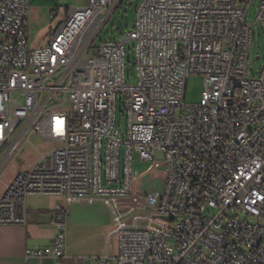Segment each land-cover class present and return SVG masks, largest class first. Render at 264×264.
Masks as SVG:
<instances>
[{
	"label": "built area",
	"instance_id": "2783aa9c",
	"mask_svg": "<svg viewBox=\"0 0 264 264\" xmlns=\"http://www.w3.org/2000/svg\"><path fill=\"white\" fill-rule=\"evenodd\" d=\"M123 1L87 0L31 49L29 0H0V178L32 137L50 143L32 144L38 158L0 198V225L25 226L31 196L63 198L52 244L26 257L64 264L71 205L102 200L118 252L92 264H264V54L252 72L247 20L257 4L264 35V0H138L132 29L96 44ZM195 74L205 88L189 104ZM157 153L165 182L151 205L133 195V164Z\"/></svg>",
	"mask_w": 264,
	"mask_h": 264
},
{
	"label": "crops",
	"instance_id": "0c3cea01",
	"mask_svg": "<svg viewBox=\"0 0 264 264\" xmlns=\"http://www.w3.org/2000/svg\"><path fill=\"white\" fill-rule=\"evenodd\" d=\"M86 3L87 0H29L30 44L37 48L48 45L51 36L63 23L59 22L60 11L65 9L69 12L84 7ZM160 156L158 161L155 159L151 162L136 158L138 163L133 164L132 192L140 202L148 200L154 205L163 191L165 173L162 155ZM153 181L154 186L151 183ZM10 183L11 180L0 187V198ZM35 197L28 198L31 204L29 207L27 204L28 218L25 226L0 225V264H58L51 257H26L27 249H42L52 244L58 232L52 214L57 205L65 202L61 197L47 196L57 200H52L49 204H36ZM115 230L113 215L104 201H80L72 204L67 218L64 264H92L95 257L107 253L116 255L118 238Z\"/></svg>",
	"mask_w": 264,
	"mask_h": 264
},
{
	"label": "rangeland",
	"instance_id": "374dc122",
	"mask_svg": "<svg viewBox=\"0 0 264 264\" xmlns=\"http://www.w3.org/2000/svg\"><path fill=\"white\" fill-rule=\"evenodd\" d=\"M138 0H124L117 11L113 14L112 18L105 26L100 36L97 38L96 44L100 41L106 40H120L123 33L130 31L133 27L136 17V6ZM257 11V4L252 6L248 13V22L253 24V29L255 30V38L252 42V60H251V70L252 72H256L260 67V61H256V57L258 55L264 54V35L261 31V28L258 24L255 23V16ZM59 22H64L68 17V10L62 9L59 13ZM31 49L37 48L30 44ZM125 47V71H126V81L128 83L136 82V69H135V54H134V44L131 41H128L124 45ZM205 88V78L202 75H191L188 80L187 85V95L186 101L189 104H196L200 101L201 93ZM66 109H68V105L66 104ZM117 112H116V127L123 132V136L127 134V121L124 115V104L121 100L120 96L117 99ZM32 144L35 148L44 151L46 150L50 143L38 136H34L31 139ZM32 144L26 143L16 154L14 159L8 165L6 173L4 174L2 180L0 181V187L4 185L6 182H11L14 180L17 174L27 171L32 167L35 161L38 158V153L36 149L32 146ZM136 150L134 151V153ZM136 156V154H135ZM161 156L159 153L156 154V161L160 159ZM135 164L138 163L136 159ZM148 183L147 178L145 179ZM146 183V184H147ZM152 186L155 185L154 181L151 182ZM149 185V183H148ZM52 197L47 196H36L35 203L36 204H49L52 200ZM28 207L31 204L28 199Z\"/></svg>",
	"mask_w": 264,
	"mask_h": 264
}]
</instances>
